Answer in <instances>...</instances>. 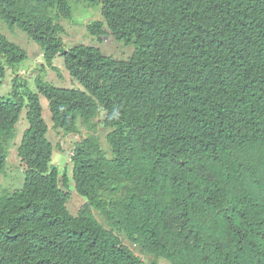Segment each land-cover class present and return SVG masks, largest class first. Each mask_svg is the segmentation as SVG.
<instances>
[{
    "label": "trees",
    "instance_id": "1",
    "mask_svg": "<svg viewBox=\"0 0 264 264\" xmlns=\"http://www.w3.org/2000/svg\"><path fill=\"white\" fill-rule=\"evenodd\" d=\"M79 1L99 7L89 33L132 45L128 56L65 46L68 0H0V19L80 85L37 76L30 91L14 75L0 97V172L26 120L22 185L0 193V264H264V0ZM25 55L0 33V84ZM39 96L66 133L101 111L110 156L87 135L70 177L51 165ZM69 179L85 199L74 214Z\"/></svg>",
    "mask_w": 264,
    "mask_h": 264
},
{
    "label": "rangeland",
    "instance_id": "2",
    "mask_svg": "<svg viewBox=\"0 0 264 264\" xmlns=\"http://www.w3.org/2000/svg\"><path fill=\"white\" fill-rule=\"evenodd\" d=\"M68 1L71 6V16L68 19L59 18L60 24L63 27L61 38L65 46L69 47L78 43L95 45L98 46L104 54L111 55L116 59L125 58L130 54L133 48L132 45L124 46L122 45L121 41L114 40L111 36H101L99 39H97L87 30L86 24L88 22L101 19L99 7L88 8L79 0ZM0 33L5 35L8 40L21 47L26 53L24 59L20 61L15 68L6 67L4 76L1 79L0 97L7 95L9 96L12 78L14 75H17L20 81H23L25 84L26 89L30 91H36L35 78L37 76L54 86L80 87L79 83L69 76L63 65L61 56H56L52 60V65L48 66L42 58L40 46L31 40L28 35H26L19 28L14 27L10 29L1 19ZM22 88L24 89V86H19V89ZM18 94L21 93L19 92ZM22 96L23 100H25L26 96L24 94ZM39 99L42 108V117L48 126L46 136L53 145L50 160L51 165L58 168L60 172L65 166L70 177L71 163L69 152L73 149V144L75 141L80 140L87 135H95L100 142L101 148L105 151V155L107 157L110 156V147L105 140V133L110 128H104L97 121V119L102 114L101 111H99V115L93 119V127L85 126L81 123L80 118L77 117L76 124L78 131L66 133L61 128H55L52 126L47 101L43 96H39ZM25 126L26 120L24 118V113L21 112L14 131V136L7 144L6 162L3 170L0 172V193L12 191L13 189L22 185L24 174L23 168L20 165L19 159L16 155V147L19 143L22 130L25 128ZM66 187L67 191L69 192V198L66 201V206L69 212L74 214L85 203V199L76 193L73 186V181L71 179H69ZM91 211L94 217L102 225L108 227L96 209H91ZM123 242L132 248L131 246L133 245L128 244L125 239H123ZM133 249L136 254L140 255V253L135 248ZM144 258L148 257L144 256ZM158 262L160 264H167L162 259H158Z\"/></svg>",
    "mask_w": 264,
    "mask_h": 264
},
{
    "label": "clouds",
    "instance_id": "3",
    "mask_svg": "<svg viewBox=\"0 0 264 264\" xmlns=\"http://www.w3.org/2000/svg\"><path fill=\"white\" fill-rule=\"evenodd\" d=\"M72 154V150L69 152V155H71Z\"/></svg>",
    "mask_w": 264,
    "mask_h": 264
},
{
    "label": "bare ground",
    "instance_id": "4",
    "mask_svg": "<svg viewBox=\"0 0 264 264\" xmlns=\"http://www.w3.org/2000/svg\"><path fill=\"white\" fill-rule=\"evenodd\" d=\"M93 121V120H92Z\"/></svg>",
    "mask_w": 264,
    "mask_h": 264
}]
</instances>
